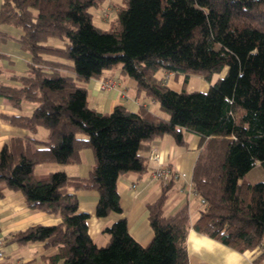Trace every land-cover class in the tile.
<instances>
[{"label": "trees", "instance_id": "obj_1", "mask_svg": "<svg viewBox=\"0 0 264 264\" xmlns=\"http://www.w3.org/2000/svg\"><path fill=\"white\" fill-rule=\"evenodd\" d=\"M102 1L0 0V27L19 31L0 30V43L13 40L30 56L27 70L10 76L15 84L0 82V97L14 110L32 106L29 113L0 115L26 131L0 149V197L19 192L29 209L60 218L5 241L54 248L41 264H188L186 238L193 229L240 253L259 249L254 262H264V180L244 179L253 167L264 169V0H124L114 5L106 29L89 11ZM50 38L62 45L48 44ZM6 57L0 53V60ZM115 67L165 117L144 106L136 112L124 105L110 112L91 107L86 83ZM160 71L182 74L184 81L192 74L207 82L219 77L205 92L176 91ZM40 128L44 139L33 136ZM183 131L199 137L191 186L202 207L195 221L187 206L164 214L176 182L170 174L146 204L148 244L119 218L103 229L107 242L97 245L73 191L98 193L97 218L120 214L119 177L146 170L142 152L154 138L169 135L185 145ZM86 148L93 154L87 177L35 174L38 164H78Z\"/></svg>", "mask_w": 264, "mask_h": 264}, {"label": "crops", "instance_id": "obj_2", "mask_svg": "<svg viewBox=\"0 0 264 264\" xmlns=\"http://www.w3.org/2000/svg\"><path fill=\"white\" fill-rule=\"evenodd\" d=\"M0 30L10 36L19 34V31L11 26H1ZM0 53L7 56L0 60L2 68L0 82L15 84L10 80V76L24 73L30 56L13 40L0 43ZM180 76L182 74L174 72H162L160 75L158 72V77L164 78V83L176 91L183 89L180 86ZM212 79L206 82L211 83ZM202 85L205 84L202 82ZM86 89L89 105L100 112H110L116 105H124L128 110L136 112L144 106L154 115L165 117L158 103L140 93L136 82L121 75L119 68L107 69L101 77L90 79L86 83ZM31 108V105L25 104L21 110H14L0 97V115L29 113ZM38 131L33 136L44 139L45 134ZM24 134H26L24 129L6 123L0 117V149L11 136ZM37 134L43 136L39 138ZM182 135L185 143L182 146L169 135L154 138L142 152L147 161L146 170L138 174L126 173L119 177L117 189L122 209L120 214L112 213L107 217L97 218L95 206L98 193L94 190L73 191L78 200V211L89 215L88 233L97 245H104L107 242L108 237L102 231L119 218L126 219L130 234L141 245L150 242L152 231L149 227L146 204L155 200L166 184V178L157 179L153 175L154 170L161 165L170 166L176 172L185 174L184 179L173 183L163 207L164 214L171 215L180 207L187 206L190 223L195 221L202 206L200 199L188 183L191 181L193 166L199 152V137L187 131H183ZM152 149L159 156L158 162L147 159ZM92 164V151L86 148L80 151L78 164H38L35 166V174L42 176L49 172L63 171L70 176L87 177ZM59 221L60 218L57 215L29 209L21 193L6 191L5 195L0 197V238H2L0 251L3 255L0 258V264H41L42 255L54 253V248L46 249L43 242L20 246L15 242L7 243L5 238L10 233L24 230L35 224L54 225ZM186 248L188 264H264V262H254L260 253L259 249L240 253L193 229L188 232Z\"/></svg>", "mask_w": 264, "mask_h": 264}, {"label": "rangeland", "instance_id": "obj_3", "mask_svg": "<svg viewBox=\"0 0 264 264\" xmlns=\"http://www.w3.org/2000/svg\"><path fill=\"white\" fill-rule=\"evenodd\" d=\"M124 3V0H103L98 7H91L89 11L92 14V20L93 23L101 28H108L109 27V21H111L114 17V5H122ZM108 18V19H107ZM48 44H53V45H62V41L57 38H50L47 41ZM118 69V67H115ZM63 75H66L67 73L65 71H61ZM162 72H159V75ZM218 75H214L212 82L207 83L201 76L198 75H189L188 79L184 81V75L180 76V86L186 90V91H207V89L216 81L218 78ZM202 82L205 85H202ZM203 88H206L203 90ZM165 114V113H164ZM42 134H46L45 129L40 128L39 131ZM42 137L40 134L36 135ZM259 165V163H257ZM244 179L247 182L250 183H255L258 181H263L264 180V169L260 166H255L253 167L249 172L245 174ZM192 187V186H191Z\"/></svg>", "mask_w": 264, "mask_h": 264}, {"label": "built area", "instance_id": "obj_4", "mask_svg": "<svg viewBox=\"0 0 264 264\" xmlns=\"http://www.w3.org/2000/svg\"><path fill=\"white\" fill-rule=\"evenodd\" d=\"M149 161H153V162H158L159 161V156L156 153V151L154 149H152L149 152L148 158ZM170 174L174 175V178L177 181H179L180 179H184L185 178V174L184 173H179L176 172L175 170H173L172 168H170L167 165H161L158 168H156L153 172V175L157 178V179H161L164 176H168ZM188 185L191 186V181L188 183ZM2 241V238H0V243ZM3 257L2 252L0 251V258Z\"/></svg>", "mask_w": 264, "mask_h": 264}]
</instances>
